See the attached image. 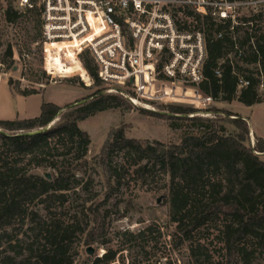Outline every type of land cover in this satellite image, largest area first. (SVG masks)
I'll return each instance as SVG.
<instances>
[{
	"label": "trees",
	"instance_id": "obj_1",
	"mask_svg": "<svg viewBox=\"0 0 264 264\" xmlns=\"http://www.w3.org/2000/svg\"><path fill=\"white\" fill-rule=\"evenodd\" d=\"M5 14L8 21L18 16L11 8ZM227 21L206 40L199 89L212 100L251 106L259 101L257 88L260 73L264 74V25L249 26L252 18H243L238 26L243 35L238 36ZM6 55L12 56L10 45ZM253 63L255 69L249 68ZM83 64L93 85L101 84L91 61L85 58ZM37 93L24 90L21 95ZM117 107L132 105L99 88L62 107L42 102L34 117L0 119V254L3 242L9 251L0 255L1 264H73L78 236L85 234L83 243L90 246L102 232L100 205L115 199L126 178L137 180L154 171L163 176L161 188L167 190L169 217L175 224L171 248L186 244L192 263L219 264L209 249L215 239L224 258L220 264H264V158L259 156L264 154V140L257 138L253 146L246 145L247 120L216 107L205 109L212 115L205 117L192 116L195 108L170 105L162 117L190 119L201 131L185 134L179 143L142 144L126 137L122 127L113 128L93 157L104 180L102 192L91 193L90 179L82 181L79 176L88 165L90 137L78 122ZM221 120L234 130L229 131ZM99 194L102 203H94ZM112 205L116 207L117 201ZM80 217L92 219L83 223ZM146 231H156L154 241L160 237L151 226L125 234L137 237ZM204 232L213 238L206 241ZM95 261L100 263L99 258ZM164 264L172 262L167 259Z\"/></svg>",
	"mask_w": 264,
	"mask_h": 264
},
{
	"label": "rangeland",
	"instance_id": "obj_2",
	"mask_svg": "<svg viewBox=\"0 0 264 264\" xmlns=\"http://www.w3.org/2000/svg\"><path fill=\"white\" fill-rule=\"evenodd\" d=\"M221 3L225 6L222 5L221 8L220 5H215L212 8L215 12L213 16L205 17L195 11L186 10L178 13V17L182 21L203 29L207 38H213L214 29L220 24L225 25V22H228L227 19L233 26L232 31L237 32L238 36L243 35L239 30L243 18H252L249 26H256L257 23L264 25V0H221ZM230 3H234L235 6H229ZM9 8L16 10L18 14L12 21H8L5 14ZM219 11H225L224 19L220 18ZM39 37H41L40 29L35 11L14 8V0H0V119L34 117L39 114L42 102H52L62 107L92 94L99 88L107 93V90L111 89V94L121 96L132 105L128 109L117 107L97 112L78 122V126L90 137L86 155L88 165L79 174L83 177L82 181L90 179L88 192H102L101 187L104 180L99 174L98 168L94 167L93 157L101 150L111 129L122 127L126 137L135 138L142 144L154 140L164 144L179 143L185 134H198L201 131L199 125L190 119L162 117V114L168 113L170 105L195 108L197 111L192 116L205 117L212 116L211 113L205 112L207 108L226 109L247 120L250 132L246 145L253 146L257 138L264 140V74L262 72L257 88L259 101L250 107L244 106L236 100L217 99L203 102L198 97L189 98L192 94L190 90L176 96L180 99L179 101L138 98L135 103H132L119 93L129 94L132 90L130 86L108 82H102L95 86L84 68L75 59L70 64L63 66L58 57L47 56V62H50L55 69L64 70L61 77L55 75L54 78H51L42 68L43 56L40 44H37L40 40ZM8 45L12 50L11 57L6 55ZM51 46L55 47V44ZM230 57L233 55L230 54ZM259 61L261 64V55ZM224 62L225 58L220 59L218 65H223ZM239 64H241L240 61ZM255 66L254 63L248 65L251 69H255ZM24 90H35L38 93L24 96L21 95ZM180 92H182L181 89H176V94H180ZM141 109L159 115L142 112ZM219 123L224 124L229 131L234 130L224 120ZM259 156L264 158V154ZM36 171L43 173L44 170ZM162 184L163 176L157 171L137 180H127L126 178L115 199L100 205L99 209L104 225L102 232L90 245L94 248L93 254L88 255L84 252L88 245L83 243L85 234H81L75 244L77 254L74 256L73 264H84L88 259L87 256L90 257L88 264H164L167 259H170L172 264H194L189 258L186 244L171 248L175 224L170 221L167 190L161 188ZM86 195L88 194H83L81 197ZM158 198H160L159 201H157ZM93 201L102 203V194L95 197ZM114 201H117L116 207L112 205ZM75 205L73 203V206ZM80 219L84 223L87 219L92 218L80 217ZM147 226L158 229L160 237L153 240L156 231L151 233L146 231L142 236L137 237L125 234H137ZM91 227L92 221L89 222L86 231ZM24 229L25 226L21 231ZM204 234L208 237L206 241L213 238L212 234L208 235L206 232ZM21 236V234L18 235V237ZM211 242L209 249L213 253L214 260L222 263L224 258L218 248L220 244H217L215 239ZM6 245V242H3L0 255L9 253L5 249ZM106 255L110 257L108 262H106ZM97 258L100 263L95 261Z\"/></svg>",
	"mask_w": 264,
	"mask_h": 264
},
{
	"label": "built area",
	"instance_id": "obj_3",
	"mask_svg": "<svg viewBox=\"0 0 264 264\" xmlns=\"http://www.w3.org/2000/svg\"><path fill=\"white\" fill-rule=\"evenodd\" d=\"M215 5L223 4L221 0H14V8L38 15L37 44L46 74L51 78L64 74L47 62L50 55L63 66L75 59L91 79L83 64L88 58L102 82L131 87L129 94L119 93L132 103L138 98L179 101L176 96L187 90L192 92L189 98L212 100L199 89L207 35L182 21L178 13L192 10L213 16ZM219 16L224 19L225 11ZM176 89L182 92L177 95Z\"/></svg>",
	"mask_w": 264,
	"mask_h": 264
},
{
	"label": "water",
	"instance_id": "obj_4",
	"mask_svg": "<svg viewBox=\"0 0 264 264\" xmlns=\"http://www.w3.org/2000/svg\"><path fill=\"white\" fill-rule=\"evenodd\" d=\"M51 124H53V122H52ZM47 177H49V175H47ZM159 200H160V198L157 199V201H159ZM86 252H87L89 255H92L93 252H94V248H93L92 246H88V247H86Z\"/></svg>",
	"mask_w": 264,
	"mask_h": 264
},
{
	"label": "crops",
	"instance_id": "obj_5",
	"mask_svg": "<svg viewBox=\"0 0 264 264\" xmlns=\"http://www.w3.org/2000/svg\"><path fill=\"white\" fill-rule=\"evenodd\" d=\"M248 107H250V106H248Z\"/></svg>",
	"mask_w": 264,
	"mask_h": 264
}]
</instances>
